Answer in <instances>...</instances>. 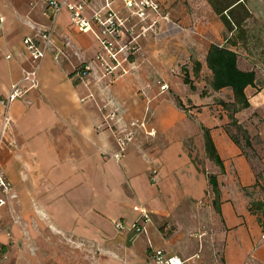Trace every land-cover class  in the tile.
<instances>
[{
	"label": "crops",
	"instance_id": "0c3cea01",
	"mask_svg": "<svg viewBox=\"0 0 264 264\" xmlns=\"http://www.w3.org/2000/svg\"><path fill=\"white\" fill-rule=\"evenodd\" d=\"M155 1L157 25L124 56L130 74L111 82L94 61L101 49L94 30L74 28L67 10L53 25L38 0H0V101L32 69L25 38L39 42L38 33L52 28L55 52L63 53L42 60L37 89L11 103L4 133L0 104V168L13 189L0 192V264H153L155 250L183 264H264V214L243 192L256 184L249 164L216 119L199 114L224 164L216 210L207 173L185 145L188 118L171 93L186 86L184 75L202 73L211 46L224 47L256 74L245 91L250 107L236 119L264 115V0ZM113 8L127 15L120 2ZM211 92L190 101L208 105ZM133 120L145 129L115 161V135ZM231 166L240 187H231ZM139 211L152 221L136 234ZM195 232L199 239L190 237Z\"/></svg>",
	"mask_w": 264,
	"mask_h": 264
},
{
	"label": "built area",
	"instance_id": "2783aa9c",
	"mask_svg": "<svg viewBox=\"0 0 264 264\" xmlns=\"http://www.w3.org/2000/svg\"><path fill=\"white\" fill-rule=\"evenodd\" d=\"M38 1L45 6L53 25L60 13L65 9L70 13V21L74 28L80 31L94 30L95 37L101 48L94 61L102 71L103 76L111 80V82L127 77L130 74V69L126 66L127 60L124 56H129L136 51L138 39L157 25V17L161 11L160 5L155 0H100L102 6L99 8L92 7V0ZM119 2L127 12L126 16H121L114 10L113 5ZM86 12H90L89 18L85 17ZM135 20L139 22V25L134 23ZM3 23L4 17L0 11V31ZM127 37L131 38L128 44L125 43ZM38 38L39 42L29 37L23 40V45L32 63V69L23 71L21 81L12 87L5 99L0 101L4 109L1 117L2 133L10 127L9 107L11 103L24 97L28 91L37 89V75L42 60L50 51L54 54L55 61H59L63 55L62 52H55L52 28L47 31H40ZM6 58L9 59L10 57L7 56ZM166 89V85L160 87V91H165ZM138 129H145L144 120L130 121L127 127L116 133L117 150L112 155L113 160L120 161L125 157L127 149L134 141ZM149 135H153V133L150 132ZM12 190L11 183L0 168V192L3 195H10ZM4 204L5 201L0 199V207ZM139 213L140 219L133 226L136 234L143 232L145 226L152 221L150 213L147 211H139ZM116 229H122V225L116 224ZM262 241H264V235L262 236ZM152 262L153 264H183L180 258L168 255L164 250L153 251Z\"/></svg>",
	"mask_w": 264,
	"mask_h": 264
},
{
	"label": "rangeland",
	"instance_id": "374dc122",
	"mask_svg": "<svg viewBox=\"0 0 264 264\" xmlns=\"http://www.w3.org/2000/svg\"><path fill=\"white\" fill-rule=\"evenodd\" d=\"M205 64V61H203ZM203 71L194 80H190L192 87L189 85H174L172 96L175 99L178 98L181 103L184 104V112L188 118V125L190 129V134L185 142L186 148L188 150L189 157L192 159L193 163L198 165V170L203 173L214 174L217 177L222 176L218 168L212 164H207L208 159H206L203 149V138L201 127L203 126L200 121L201 115L205 111L210 117H213L218 122L217 127L221 126L227 133L232 136L237 137L238 145L233 144L238 148L242 157H244L250 166L251 172L255 178L256 184L254 186L243 188L244 195L251 199L250 203L256 205V203H264V120L263 116L259 111L249 112L248 114H241L239 116L238 122L242 127H246L251 131L250 145H247L244 138L240 133H237L235 128L230 125L228 119V112L224 110L219 102L225 101L229 103L230 93L227 90H223L218 93L211 92L209 95L208 105L194 106L190 101L193 99L198 103L201 102V98L208 95L210 88L208 86L210 76H208V70L206 65H202ZM167 90V89H166ZM198 96V97H197ZM205 100V99H204ZM194 101V102H195ZM205 101H202L204 103ZM196 103V102H195ZM197 104V103H196ZM204 109V110H203ZM188 111H192L190 114ZM209 161V160H208ZM210 162V161H209ZM208 162V163H209ZM211 163V162H210ZM231 166V187H240V180L237 178L236 174H233ZM224 187L229 188L230 180L228 177H223ZM211 190V189H210ZM200 205V203H199ZM198 233H191L190 237L198 238Z\"/></svg>",
	"mask_w": 264,
	"mask_h": 264
},
{
	"label": "trees",
	"instance_id": "16d2710c",
	"mask_svg": "<svg viewBox=\"0 0 264 264\" xmlns=\"http://www.w3.org/2000/svg\"><path fill=\"white\" fill-rule=\"evenodd\" d=\"M238 56L234 52L219 46H211L205 57V65L210 73V80L208 86L211 91L218 93L227 90L230 93L229 103L220 101V106L228 112V119L237 133H240L247 145H250V136L248 132L239 124L236 119V114L247 110L250 107L249 99L245 93L246 89L255 86L256 74L253 71H243L238 67ZM201 66L196 63L195 74H198ZM183 82L185 85L192 87L188 75H184ZM176 107L185 111L184 105L181 101L175 99ZM203 138V149L206 159H208L214 166H216L220 174L224 173V164L220 158L211 137L210 129L201 127ZM226 132V131H225ZM230 140L238 145V139L235 136L227 133ZM208 185L214 194L213 206L218 208L220 199V185L216 175L207 174ZM260 207L264 214V206L261 203L256 204Z\"/></svg>",
	"mask_w": 264,
	"mask_h": 264
}]
</instances>
